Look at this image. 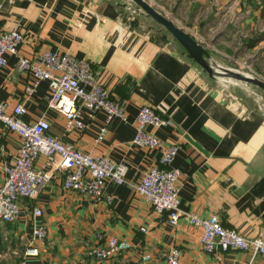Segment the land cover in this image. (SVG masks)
Here are the masks:
<instances>
[{"label":"crops","instance_id":"0c3cea01","mask_svg":"<svg viewBox=\"0 0 264 264\" xmlns=\"http://www.w3.org/2000/svg\"><path fill=\"white\" fill-rule=\"evenodd\" d=\"M184 1L183 12L194 4L190 15L204 7L197 5L200 0ZM230 3L211 0L209 11L217 10L218 4L231 7ZM124 5L116 0H0V34L11 29L20 33L19 56L30 60L50 51L84 58L110 98L122 107L125 119L111 118L97 142L104 114L82 108L83 128L66 131L63 117L46 107V82L40 81L25 96L30 75L16 67L17 56L10 54L4 55L5 65L0 67V102L10 107L22 103V121L44 117L50 135L126 168L123 182H106L99 198L64 189L63 173L52 172L32 196L18 200L17 217L0 226L18 235L23 251L30 241L36 247L35 255L22 252V264H166L163 253L171 247L179 251L177 264H261L262 258L251 257L248 251L203 252L199 226L183 220L168 224L165 213H155L135 192L133 185L160 155V149L131 143L137 108L148 105L172 121L147 129L165 143L178 144L169 165L180 172L178 207L200 217L215 214L222 226L264 240V113L228 104L183 51L148 39L138 29L139 15L126 20L131 13ZM235 9L245 12V25L260 15L264 20V0H245ZM251 39L245 42L246 49L257 50L259 62L264 56V31ZM18 143L19 136L0 124V185L3 166L15 155ZM43 160L39 155L34 166L42 167ZM33 208L40 215H32ZM37 226L43 229L41 240L31 235ZM141 226L145 232L139 231ZM98 234L121 238L129 248L97 261L86 251L97 243Z\"/></svg>","mask_w":264,"mask_h":264},{"label":"built area","instance_id":"2783aa9c","mask_svg":"<svg viewBox=\"0 0 264 264\" xmlns=\"http://www.w3.org/2000/svg\"><path fill=\"white\" fill-rule=\"evenodd\" d=\"M130 13L135 9L127 7ZM21 35L16 29L0 34V67L5 65L4 55H16V67L30 75L24 87L25 96H29L40 81L46 82L47 109L56 111L64 119V129H81L80 109L89 113L101 111L104 123L99 126L95 141H100L106 132L107 122L116 117L124 120V111L112 100L106 88L101 86L91 71L89 62L70 53L46 51L35 59L18 55L17 45ZM24 112L22 103L11 107L0 102V124L5 130L19 136L13 158L3 166V178L0 185V224L12 222L18 215V200L32 196L36 189L46 183L52 172L63 173L62 187L79 195L99 198L104 184L111 181L123 182L125 165L114 163L106 156L82 152L69 143L48 133L49 123L44 117L32 122H24L19 116ZM172 125L169 118L158 115L150 106L140 105L134 117V134L131 143L147 149H160L157 162L150 165L133 185L135 192L143 196L155 213L166 214L167 223L175 225L183 220L200 227L198 242L203 252L217 250L248 251L250 256L258 255L264 264V240L260 235L245 237L232 228L221 225L215 214L200 217L196 213L178 207L176 181L180 177L177 169L169 165L177 150V143H165L150 132L147 127L158 128ZM42 155L43 166L35 167L34 161ZM32 215H40L33 208ZM146 227H139L145 232ZM33 239L41 240L43 229L34 227ZM97 243L87 248V254L97 261L105 260L127 250L129 244L118 237H96ZM24 255H35L36 247L30 241L23 251ZM179 251L175 247L163 253L166 264H177ZM249 264H256L250 262Z\"/></svg>","mask_w":264,"mask_h":264},{"label":"rangeland","instance_id":"374dc122","mask_svg":"<svg viewBox=\"0 0 264 264\" xmlns=\"http://www.w3.org/2000/svg\"><path fill=\"white\" fill-rule=\"evenodd\" d=\"M116 1L124 2L126 9L127 7L135 9L131 16L129 13L126 14V20H135L139 15L138 29L148 39L162 47L182 51L171 35L146 16L132 1ZM146 1L201 43L220 65L264 80V56L258 62L257 50L246 49L245 44L254 35L264 31L262 30L264 20L262 22V15H260L258 19L254 17L245 25V12L235 9L240 2L245 3V0H231V3L233 2L231 7L218 4V9H212V11H209L211 0H200L198 1L200 4L197 5L204 7L199 8L198 12L192 15L190 13L194 10V4L183 12L187 6L184 0ZM208 26H212L213 29L208 30ZM252 41L251 39L250 42ZM196 67L208 81V86L217 90L228 104L236 103L238 107L248 110L256 108L264 113V92L251 84L233 79L217 76L210 78L199 66L196 65ZM22 243L10 227L0 226V264H22Z\"/></svg>","mask_w":264,"mask_h":264},{"label":"water","instance_id":"95a60500","mask_svg":"<svg viewBox=\"0 0 264 264\" xmlns=\"http://www.w3.org/2000/svg\"><path fill=\"white\" fill-rule=\"evenodd\" d=\"M130 1H132L146 16L162 26L181 47L186 57L199 66L208 77L213 78L217 76L248 83L264 92V80L248 74L233 71L230 68L220 65L201 43L191 37L184 29L177 26V24H175L170 18H167L158 12L146 0Z\"/></svg>","mask_w":264,"mask_h":264}]
</instances>
